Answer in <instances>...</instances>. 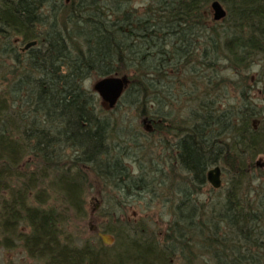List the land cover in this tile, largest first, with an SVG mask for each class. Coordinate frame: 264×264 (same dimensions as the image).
<instances>
[{"label":"trees","instance_id":"1","mask_svg":"<svg viewBox=\"0 0 264 264\" xmlns=\"http://www.w3.org/2000/svg\"><path fill=\"white\" fill-rule=\"evenodd\" d=\"M213 1L226 11L220 21L210 16ZM133 2L0 0V248L19 243L43 264H264V165L256 161L264 156V0ZM107 76L128 80L110 111L126 99L150 139L132 152L163 146L160 167L145 171L138 160L133 175L123 164L129 151L110 144L116 122L84 87ZM174 76L189 86L172 117L154 105L172 107ZM228 88L238 98L223 104ZM215 166L222 185L200 202ZM92 191L112 209L141 194L163 200L162 236L108 209L96 232L122 252L111 259L108 248L78 246L67 229Z\"/></svg>","mask_w":264,"mask_h":264},{"label":"rangeland","instance_id":"2","mask_svg":"<svg viewBox=\"0 0 264 264\" xmlns=\"http://www.w3.org/2000/svg\"><path fill=\"white\" fill-rule=\"evenodd\" d=\"M133 2L134 6H142L143 5V0H134ZM211 18H213V13L212 10L210 12ZM224 65V64H223ZM200 69L203 71V68L200 67ZM258 68H254L252 73L255 74L257 73ZM171 73V72H170ZM173 73V72H172ZM207 73L211 74V71H207ZM173 75V74H172ZM221 75L223 77H228L230 79L234 80V75L231 74L230 71L224 70ZM203 79V78H202ZM202 79L200 77H196V80L199 83H202ZM215 77H211V81H213ZM174 82L170 84H167V88L169 85H171L169 89V95H173L175 102L172 104V107H164L161 105L157 106L154 105V109H158L163 113H171L172 117L176 114H180L179 110L180 108L184 107L185 104L183 101L185 100L184 97V92L187 91L188 86H186V83H182V77L181 80L178 77H173ZM97 80L94 78L87 79L84 82V87L92 92L93 91V85L95 84ZM166 83H164L165 85ZM261 88V85L259 86V89ZM259 92L252 93V98L257 99L259 98ZM99 98V97H98ZM238 98V93L233 88H228L225 89L224 91V96L220 97L219 100L223 104H230L234 103ZM99 104L101 107L107 111V115L111 119V123L116 122V132L117 137L116 139L112 140L110 144H118L119 146L123 147L125 151H129L130 154H127L123 158V164L129 168L131 174L137 175L138 170H139V163L142 165L144 170H149L153 169L156 167H160V155L167 154L165 151V148L163 146L157 145L158 148L153 147L154 149L151 151V154L147 156H141L140 154H134L132 152L133 145L134 144H148L149 141L143 140L140 136L143 135V133H139L137 131V115L134 109L128 108L126 105V99L122 100L118 107L111 112L110 109L107 108L106 103L101 101L99 98ZM110 111V112H109ZM181 116H183V112L181 111ZM142 129L146 131V127L149 124L147 123H142ZM140 128V130H142ZM149 130V129H148ZM138 133V135L136 134ZM121 137V138H120ZM152 141H154V137H152ZM156 139V138H155ZM168 139V140H167ZM151 141V142H152ZM165 141H170V138H165V136H161L159 138V142L164 143ZM155 142V141H154ZM156 144V143H155ZM168 144H172V141ZM156 148V149H155ZM257 163L264 165V156H259L256 159ZM211 169V168H210ZM210 185H207V187H204L202 190V194L199 196V201L203 202L205 199L208 197H214L216 196L214 193L210 191ZM112 194H114L112 192ZM118 196V195H117ZM85 214L83 217H75L70 221V224L68 226L69 231H71L74 234V239L77 241V245L81 246L82 244L89 242L90 244L96 246L98 249L100 246L108 248L107 253L108 257L113 259V257L118 253L120 254L121 248L116 247V248H111L115 245V238L112 236L114 239V242L111 246H106L102 244L100 241H98V236L96 231H90L89 230V224L91 226H94L97 228L98 222L102 223L101 216L107 213V210H111L112 208V202L108 200V197L105 198L104 202L102 198L100 197L99 193L97 191H92L90 193H87L85 196ZM128 201V205L126 206L125 209H120L119 207H113V210L116 211V216L120 218L121 221H124L125 223H128L130 226L134 227L136 229L137 224L142 221H145L146 223V235L148 236L149 234L152 236L156 237H161L162 233L165 230L166 227V222L161 220V213L165 215L167 213V209L164 208L163 206H167V204L162 203L163 200H156L152 199L151 195H146V194H141V195H136L134 197H131L126 199ZM125 200V201H126ZM162 201V202H161ZM57 199L50 198L49 204L56 203ZM98 205V206H97ZM122 246V244H121ZM111 248V249H109ZM0 264H43L42 262L35 261L30 259L23 248L20 246L19 243L16 244V246L13 249H6V248H0ZM175 264H178L175 263Z\"/></svg>","mask_w":264,"mask_h":264},{"label":"water","instance_id":"3","mask_svg":"<svg viewBox=\"0 0 264 264\" xmlns=\"http://www.w3.org/2000/svg\"><path fill=\"white\" fill-rule=\"evenodd\" d=\"M211 10L213 13V20L220 21L225 18L226 11L222 7V5L218 1H213L211 3ZM36 45L35 41L26 43L22 48L21 51H26L29 48ZM128 80L126 78H119L115 76H107L101 79H98L95 84L93 85V91L97 94V96L106 103L108 109H113L120 98L122 97ZM145 122V121H144ZM149 129V126H147ZM207 182L213 189H219L222 185L221 179V169L219 166H215L207 171ZM98 206V205H97ZM89 230L95 231L96 228L89 224ZM98 238L100 239L101 243L106 246H111L114 242L112 236L108 234L98 233Z\"/></svg>","mask_w":264,"mask_h":264},{"label":"flooded vegetation","instance_id":"4","mask_svg":"<svg viewBox=\"0 0 264 264\" xmlns=\"http://www.w3.org/2000/svg\"><path fill=\"white\" fill-rule=\"evenodd\" d=\"M143 124L145 123L144 121L142 122ZM149 126V125H148ZM150 128V127H149ZM96 231V230H95Z\"/></svg>","mask_w":264,"mask_h":264}]
</instances>
